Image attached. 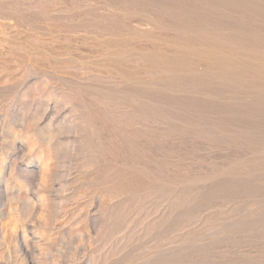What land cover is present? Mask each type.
<instances>
[{
    "label": "rangeland",
    "instance_id": "rangeland-1",
    "mask_svg": "<svg viewBox=\"0 0 264 264\" xmlns=\"http://www.w3.org/2000/svg\"><path fill=\"white\" fill-rule=\"evenodd\" d=\"M0 264H264V0H0Z\"/></svg>",
    "mask_w": 264,
    "mask_h": 264
},
{
    "label": "bare ground",
    "instance_id": "bare-ground-1",
    "mask_svg": "<svg viewBox=\"0 0 264 264\" xmlns=\"http://www.w3.org/2000/svg\"><path fill=\"white\" fill-rule=\"evenodd\" d=\"M260 125V124H259ZM185 132V131H184ZM141 142V141H140ZM137 144V143H136ZM150 150V149H149ZM146 154V153H145ZM245 161V160H244ZM244 164V163H243ZM157 165V164H156ZM153 166V165H152ZM159 166V165H158ZM156 167V166H155ZM240 172V171H239ZM258 185V184H257ZM166 188V187H165ZM167 190V189H166ZM237 197V196H236ZM185 255V254H184ZM184 261V260H183Z\"/></svg>",
    "mask_w": 264,
    "mask_h": 264
}]
</instances>
